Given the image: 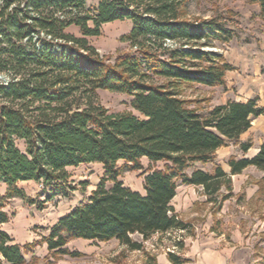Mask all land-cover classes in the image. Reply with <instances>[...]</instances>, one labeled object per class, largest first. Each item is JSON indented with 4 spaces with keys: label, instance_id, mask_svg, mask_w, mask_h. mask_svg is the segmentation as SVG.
<instances>
[{
    "label": "trees",
    "instance_id": "16d2710c",
    "mask_svg": "<svg viewBox=\"0 0 264 264\" xmlns=\"http://www.w3.org/2000/svg\"><path fill=\"white\" fill-rule=\"evenodd\" d=\"M254 1L264 20V0ZM190 2L99 0L88 8L85 0H0V74L6 77L0 81V184L6 197L26 199L16 185L34 182L51 186L50 198L68 200L77 188L67 169L98 164L103 171L85 201L42 239L51 255L80 257L66 248L70 240H116L140 252L154 235H190L170 205L179 183L200 187L205 203L216 207L214 215L232 197L231 176L246 168L262 173L264 190V144L251 159L228 160L229 175L219 166L213 173L186 172L211 163L218 149L237 143L252 120L264 116L256 99L227 101L203 114L181 98L185 85H225L231 67L214 49L235 37L221 16L190 18ZM123 21L131 23L122 38L130 51L110 62L89 39L99 37L103 25ZM98 90L131 98L130 111L109 113L97 103ZM239 148L247 153L251 143ZM142 160L163 167L142 172ZM124 169L142 173L143 193L119 180ZM8 221L0 210V225ZM175 248L182 250V242ZM0 257L5 264H27L22 248L3 231ZM167 260L185 262L179 252H167ZM146 264H157L156 258Z\"/></svg>",
    "mask_w": 264,
    "mask_h": 264
},
{
    "label": "rangeland",
    "instance_id": "374dc122",
    "mask_svg": "<svg viewBox=\"0 0 264 264\" xmlns=\"http://www.w3.org/2000/svg\"><path fill=\"white\" fill-rule=\"evenodd\" d=\"M85 1L88 8H93L97 4V0ZM257 5L254 0H191L188 8L190 18L209 19L212 16H221L234 30L235 37L231 41L214 49L224 58L230 50L251 45L256 41L257 19L262 20ZM130 28L131 23L128 21L109 23L101 27L99 37L90 38L89 41L101 57L112 62L118 54L130 51L128 44L122 42V38L128 34ZM69 31L78 35L77 29L71 28ZM5 80V75L0 74V81ZM225 86L226 81L224 86L215 87L185 85L182 87L181 98L204 114L236 92L233 87L229 90ZM96 99L97 103L109 113L130 111L131 98L126 95L98 90ZM258 134L251 126L240 136L237 143H229L218 149L211 163L194 164L186 172L190 174L193 169H200L213 173L214 168L219 166L227 172L226 175H229L228 160H239L256 155L255 151L260 142ZM245 142H250L251 148L247 153H242L239 144ZM18 147L23 149L22 143H18ZM121 164L118 163V166ZM141 164L142 172H147L148 168L163 167L162 162L149 164L146 160H142ZM102 173V167L98 164L67 169L69 184L77 188L68 200L60 197L50 198L51 186L34 182H20L16 185L23 190L26 199L7 198L6 186L0 184V210L9 217L8 223L0 225V231L8 234L13 242L22 248L27 264H146L148 258H156L160 252L182 253L187 240L196 234L209 233L210 228L214 229L213 235H223L224 240L229 241L230 244L231 237L239 232L244 241V248H247L246 256L250 261L248 264H264V190L261 189L262 173L253 167L246 168L239 175L231 176L232 197L223 203L217 215L212 214L216 207L205 203L200 187L179 183L172 202L173 209L179 219L189 225L190 235L181 231L154 235L143 243V251L140 252H130L116 240L104 243L70 240L66 248L70 252H78L80 257L51 255L46 249V244L41 243L42 239L47 236L49 229L58 218L85 201L95 189ZM141 174L138 171L131 172L124 169L119 180L125 187L143 193ZM225 193L223 189L220 194ZM132 239L141 242V237L138 235H133ZM179 242L183 244L182 250L175 248ZM29 245L36 246L28 252L24 247ZM0 261L5 264L1 257Z\"/></svg>",
    "mask_w": 264,
    "mask_h": 264
},
{
    "label": "crops",
    "instance_id": "0c3cea01",
    "mask_svg": "<svg viewBox=\"0 0 264 264\" xmlns=\"http://www.w3.org/2000/svg\"><path fill=\"white\" fill-rule=\"evenodd\" d=\"M98 2L99 0H97ZM258 19L255 32L256 41L251 45L230 50L228 54L224 55L226 63L231 67V70L225 72V87L229 90L233 87L236 92L219 105L225 104L227 101L246 103L251 99H256L257 105L264 108V20ZM251 126L254 131L259 133L260 142L255 151L257 153L259 147L264 144V116L252 120ZM223 172L227 174L224 170ZM174 198L170 203L172 207ZM213 232L214 229L210 228L209 233L196 234L185 242L184 250L179 253L185 260L183 264H248L250 262L246 256L247 248H244V241L239 232L231 237V244L224 240L223 235H213ZM156 263L171 264L167 260L165 252H160L156 256Z\"/></svg>",
    "mask_w": 264,
    "mask_h": 264
}]
</instances>
